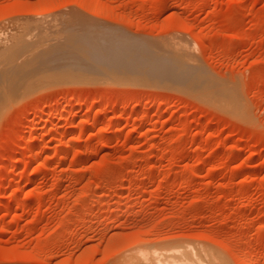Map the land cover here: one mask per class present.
<instances>
[{
	"label": "rangeland",
	"instance_id": "rangeland-1",
	"mask_svg": "<svg viewBox=\"0 0 264 264\" xmlns=\"http://www.w3.org/2000/svg\"><path fill=\"white\" fill-rule=\"evenodd\" d=\"M76 28L83 55L100 45L85 60L63 43ZM26 30L51 43L36 65L34 42L14 54L32 62L22 93L1 89L0 264H134L180 243L195 264H264V0H0L1 42ZM186 62L218 105L154 74Z\"/></svg>",
	"mask_w": 264,
	"mask_h": 264
},
{
	"label": "bare ground",
	"instance_id": "bare-ground-1",
	"mask_svg": "<svg viewBox=\"0 0 264 264\" xmlns=\"http://www.w3.org/2000/svg\"><path fill=\"white\" fill-rule=\"evenodd\" d=\"M72 15V14H71ZM75 14H73V16H74ZM70 16V15H69ZM58 18H61V17H58ZM72 18V17H71ZM76 19H77V17H75ZM80 18V17H79ZM53 19H55V17L53 18ZM57 19V18H56ZM65 20L66 21H68L67 20V18H65ZM51 21H53V20H51ZM50 21V22H51ZM71 21V20H70ZM72 21H73V19H72ZM80 21V20H79ZM35 22V21H34ZM40 22H42V21H40ZM40 22H38V23H40ZM44 22H46V21H44ZM43 22V23H44ZM49 22V21H48ZM50 22H49V25H50ZM54 22H57V21H53V23ZM78 22V21H77ZM42 23V24H43ZM52 23V22H51ZM73 23V22H72ZM71 23V24H72ZM32 24H34V23H32V21H31V25ZM36 24H37V22H36ZM41 24V23H40ZM45 25H46V23H44ZM48 24V23H47ZM65 24V23H64ZM63 24V25H64ZM39 25V24H38ZM45 25H44V27H43V29H44V31H47L46 29H45ZM49 25H47V27L49 26ZM55 25V24H54ZM66 25H67V23H66ZM34 26H36L35 24H34ZM34 26L33 27H30V29H34ZM62 26V25H61ZM68 26V25H67ZM40 27H41V29H42V26L40 25ZM58 27H59V23H58ZM63 27V26H62ZM64 27H65V25H64ZM49 28V27H48ZM50 28H52V26L50 27ZM50 28H49V30H50ZM54 28H55V26H54ZM60 28V27H59ZM72 28V27H71ZM80 28V27H79ZM25 29H27V28H25ZM42 29V30H43ZM63 29V28H62ZM68 29V28H67ZM77 29V33H74V32H70V31H68V33L66 32L65 33V36H64V41H63V43H65L66 44V46L65 47H68V48H70L71 50H72V52L73 53H75L76 54V56H77V59H80V54H82L80 51H81V49H80V30H78V28H76ZM29 30V29H28ZM28 30H26V32H22V31H19L18 33H14L13 34V36L11 37V39L10 40H12L10 43H8V42H6V41H2L1 42V40H0V42H1V44H0V65H2L3 63H4V65H3V67H1L0 68V95H1V89H2V87L4 88V87H8V91L7 92H9V91H11L12 93H14V94H16V93H18L17 94V96L20 94V93H22L21 92V90L20 89H18L17 88V86L16 85H20L19 83H22L23 82V80H25V78H26V76L28 75V73H29V71H25L24 70V68H23V64L24 63H26V65L28 64V65H30L31 63L28 61V59H27V56H26V59L24 58V60H23V63H21V62H15V59H14V54L17 52V51H19V50H22V48L24 47V46H26L27 44H29V43H35L36 44V49H35V52L33 53V54H31L32 56H29L28 58H30V57H32V58H30L32 61H33V63L36 65V63H38L39 62V60H40V62H42L41 61V59H44V58H40L41 57V54L40 53H43L44 51L42 50V49H44V47H42V49H39V48H41V45L42 44H45V45H43V46H47L48 48H50V46H49V44L51 43L50 41H48L49 42V44H48V42H47V44L46 43H43L45 40H47V39H45V38H41V36L42 35H45V34H47L48 33V31H47V33H45V34H40V33H42V31L40 32L39 31V33L38 34H35V37H32V38H25L24 37V35L27 33V35H28ZM35 30V29H34ZM40 30V29H39ZM54 30V29H53ZM56 30H58L57 28H56ZM33 31V30H32ZM31 31V32H32ZM36 31H37V29H36ZM36 31L34 32V33H36ZM51 31H52V29H51ZM61 31V30H60ZM66 31V30H65ZM72 31V30H71ZM30 33V32H29ZM34 33H32L33 35L32 36H34ZM51 33V32H50ZM61 33V32H60ZM64 34V33H63ZM30 35V34H29ZM55 35V34H54ZM57 35H59V32H58V34ZM1 36V35H0ZM50 36V35H49ZM46 37L48 38V36L46 35ZM54 37V39L56 38V36H53ZM52 37V38H53ZM50 38V37H49ZM60 38H62V36H60ZM59 38V40H61ZM9 40V41H10ZM53 40V39H52ZM53 41H56V39L55 40H53ZM88 40H86V42H87ZM58 42H60V41H58ZM62 42V41H61ZM60 42V43H61ZM56 44V43H55ZM54 43H53V45H55ZM108 44V43H107ZM110 44V43H109ZM34 45V44H33ZM39 45H40V47H39ZM57 45V44H56ZM62 47H63V45L62 44H60ZM59 45V46H60ZM91 45V46H90ZM106 45V44H105ZM111 45V44H110ZM32 46V45H31ZM37 46H38V48H37ZM53 47V46H52ZM82 47V46H81ZM25 48H27V47H25ZM24 48V49H25ZM28 48H30V47H28ZM100 48V45H97L96 44V42L95 41H93L92 43H90L89 44V46H86V52L84 53V55L82 54V57L84 58V60L86 59V56H88L87 55V53L89 52L88 50H92L93 49V51H91L90 52V54L92 53V52H97V50ZM188 48V47H187ZM31 49V48H30ZM34 49H33V51H34ZM53 49H55V51H56V48H53ZM66 49V48H65ZM46 50H47V48H46ZM58 50V49H57ZM64 50V49H63ZM62 50V51H63ZM109 50V49H108ZM29 51V50H28ZM27 51V52H28ZM59 51H61V50H59ZM105 51H107V50H105ZM20 52V51H19ZM52 52V51H51ZM66 52V51H65ZM64 52V53H65ZM103 52H104V50H103ZM31 53V52H30ZM53 53H54V51H53ZM62 53V52H61ZM23 54H25V53H23ZM58 54V53H57ZM68 54H70L69 52H67V54L65 53L64 55H67L68 56ZM100 54H101V52H100ZM105 55H106V53H104ZM17 55V54H16ZM61 55V54H60ZM72 55V54H71ZM93 55V54H92ZM94 55H95V53H94ZM21 55H19V57H20ZM23 56V55H22ZM50 57H52V55H49ZM73 56V55H72ZM97 56V55H96ZM18 57V58H19ZM24 57H25V55H24ZM46 57V56H45ZM48 57V56H47ZM54 57H56L55 56V54H54ZM58 57H60L61 58V56H58ZM64 57V56H63ZM23 58V57H22ZM88 58H91V57H88ZM92 58H93V56H92ZM103 58V57H102ZM55 58H53V59H49L48 58V62H49V60H50V63L52 64V62L51 61H53ZM57 59H59V58H56V61L58 62V60ZM61 59H63V58H61ZM74 59H75V56H74ZM73 58H72V60H74ZM77 59H75V60H77ZM96 59V58H95ZM16 60H17V57H16ZM19 60H21V58H19L18 59V61ZM30 60V61H31ZM63 60H65V59H63ZM67 60H69V63L71 64V62H70V59H67ZM67 60H65V61H67ZM74 60V61H75ZM89 60V59H88ZM92 60V59H91ZM100 60V59H99ZM104 60V59H103ZM27 61L29 62V63H27ZM56 61H55V63H56ZM59 61H60V59H59ZM62 61V60H61ZM83 61V60H82ZM97 62H99L98 60H96ZM105 61V60H104ZM39 62V63H40ZM47 62V63H48ZM78 62H81V61H78ZM87 62V61H86ZM97 62H94V64L92 65L93 66V69L92 70H94V67H98V63ZM103 61H101V63H102ZM55 63H54V65H55ZM61 63V62H60ZM63 63H64V61H63ZM62 63V66L64 65ZM69 63H67V64H69ZM100 63V64H101ZM108 63H110V60L109 59H107L106 60V62H105V64H108ZM190 63V62H189ZM44 64H45V62H44ZM49 64V63H48ZM65 65L62 69H63V71H64V68L65 67H68V69L70 70V64H69V66L68 65ZM73 65H75L74 63H72ZM80 64V63H79ZM83 64V63H82ZM87 64H89V62L87 63ZM86 64V65H87ZM100 64H99V66H100ZM104 64V63H103ZM111 64V63H110ZM40 65V64H39ZM53 65V64H52ZM33 66V64L31 65V67ZM48 65L46 64V67H47ZM78 66V65H77ZM77 66H76V68H77ZM81 66V65H80ZM83 66H85V62H84V65ZM82 66V67H83ZM88 66V65H87ZM86 66V67H87ZM105 66V65H104ZM37 67H38V65H37ZM40 68H41V66H39ZM45 66H44V69L46 68ZM49 67V66H48ZM50 69L52 70V67L53 66H51L50 65ZM58 67H59V64H58ZM58 67H57V69H58ZM71 67H72V65H71ZM73 67H75V66H73ZM85 67V68H86ZM107 67V66H106ZM109 67H110V65H109ZM75 68V69H76ZM78 68H80L81 69V67H78ZM103 67H101V69H102ZM43 69V70H44ZM48 69V68H47ZM53 69H55V67L53 68ZM60 69H61V66H60ZM89 69V68H88ZM88 69H85V70H88ZM172 69H173V71H171V73H165V71H159V70H155L154 71V74H158L159 76H166L167 78H170V79H174V80H176L178 83H180L183 87H186V88H188V89H190V90H192V91H194V93L195 94H197V95H199L200 96V98L201 97H203V98H206L207 100H209V101H212V103L213 104H215V105H218L219 104V102H221V93L217 90V89H215V88H213V85H212V83H209V81L206 79V77L200 72V70H198V69H195L194 67H192V65H189L187 62L186 63H181V64H174L173 65V67H172ZM30 70V69H29ZM34 70V69H33ZM36 70V72H38V70H40V69H35ZM56 70V69H55ZM72 71H73V69H71ZM77 70H79V69H77ZM91 70V71H92ZM46 71V70H45ZM61 71V70H60ZM66 71H68L67 69H66ZM33 73H34V71H32ZM35 72V73H36ZM49 72H50V70H49ZM89 72V71H88ZM103 72V71H102ZM32 73V74H33ZM46 73H47V71L45 72V73H43V74H45L46 75ZM51 73V72H50ZM62 73H64V72H62ZM71 73V72H70ZM69 73V74H70ZM76 73V72H75ZM78 73V72H77ZM91 73V72H90ZM40 74V73H39ZM65 74V73H64ZM68 74V73H67ZM34 75V74H33ZM36 75V74H35ZM76 75H80L79 73L78 74H76ZM38 77V76H37ZM154 77V76H153ZM28 80V79H27ZM26 80V81H27ZM29 80H30V78H29ZM30 81H33V80H30ZM29 83V82H28ZM33 83V82H32ZM182 83H184V84H182ZM27 84V83H26ZM30 84V83H29ZM23 86L22 87H24V84H22ZM178 85V84H177ZM180 85V86H181ZM29 87L31 86V85H28ZM19 87V86H18ZM21 87V86H20ZM182 87V88H183ZM27 88V87H26ZM4 89H6V88H4ZM14 89V90H13ZM26 89H25V87L23 88V91H25ZM4 92V91H3ZM20 92V93H19ZM8 94V93H7ZM13 95V94H12ZM10 95H8V97L5 95V97H6V99L7 98H11V97H9ZM4 97V98H5ZM15 97V96H14ZM13 97V98H14ZM3 98V99H4ZM2 99V98H1ZM1 99H0V105H2V102H1ZM2 101H5V100H2ZM10 101V100H9ZM9 101H7V102H9ZM7 102H4V103H7ZM1 109H3L2 107H0ZM95 115V114H94ZM97 115V114H96ZM98 116H100V115H98ZM97 118V116L96 117H93V120L96 122V119ZM57 119H58V117H57ZM57 119H55V120H57ZM96 119V120H95ZM90 121V120H89ZM88 121V123H86V124H84V126L85 125H87V124H91L92 125V123L93 122H89ZM85 122H87V121H85ZM83 123H81V125H82ZM96 124V123H95ZM69 127H71V126H69ZM69 127H67L66 128V131H67V129H68V131L69 130H71ZM73 127V126H72ZM81 127H83V126H81ZM86 127V126H85ZM51 128V127H50ZM49 128V129H50ZM74 129H75V126L73 127ZM72 128V129H73ZM48 129V130H49ZM51 130V129H50ZM49 130V131H50ZM53 131V130H52ZM52 131H50V132H52ZM66 131H65V133H66ZM67 131V132H68ZM73 131V130H72ZM49 132V133H50ZM49 135V134H48ZM51 136V135H50ZM49 137V136H48ZM63 141V140H62ZM65 141V140H64ZM61 143H64V142H61ZM29 144H31V145H28V147H30V146H32V142H30L29 141ZM60 146H62V145H64V144H59ZM24 147H27V145L26 146H24ZM26 149H28V148H26ZM63 150V149H62ZM59 152H61V150H59ZM64 153H65V151L63 150V153H60V154H63L64 155ZM13 162L14 161H16V160H12ZM18 161V160H17ZM15 163H18V162H15ZM14 165V164H13ZM12 165V166H13ZM16 165V164H15ZM14 165V166H15ZM39 166H41V164H39ZM1 168V167H0ZM15 202H16V200H15ZM19 201H17L16 202V204L18 203ZM23 204V202L21 201V203L20 204H18V205H22ZM14 205H15V203H14ZM24 205V204H23ZM15 206H17V205H15ZM172 246H173V244H172ZM190 247L188 246V244H182L181 245V243H180V246H176V247H173V248H167V249H163L162 250V248H161V250H160V248H159V250H157L158 248H156V247H154V249L153 248H146V250H144V249H142V250H140L141 251V253H140V257H139V260L137 261V262H135L134 264H195V257L193 256V253H192V251L189 249ZM130 259H128V260H125V261H129ZM132 260V259H131ZM249 257L248 256H243L242 258H241V264H249ZM129 263H132L133 264V262L131 261V262H129ZM124 264H126V262L124 263Z\"/></svg>",
	"mask_w": 264,
	"mask_h": 264
}]
</instances>
